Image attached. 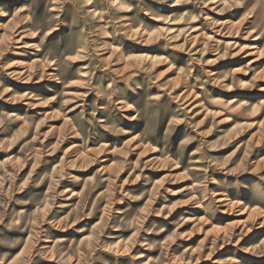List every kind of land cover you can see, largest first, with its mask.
Returning a JSON list of instances; mask_svg holds the SVG:
<instances>
[{"label": "rangeland", "instance_id": "1", "mask_svg": "<svg viewBox=\"0 0 264 264\" xmlns=\"http://www.w3.org/2000/svg\"><path fill=\"white\" fill-rule=\"evenodd\" d=\"M0 264H264V0H0Z\"/></svg>", "mask_w": 264, "mask_h": 264}, {"label": "bare ground", "instance_id": "2", "mask_svg": "<svg viewBox=\"0 0 264 264\" xmlns=\"http://www.w3.org/2000/svg\"><path fill=\"white\" fill-rule=\"evenodd\" d=\"M51 34V33H50Z\"/></svg>", "mask_w": 264, "mask_h": 264}]
</instances>
